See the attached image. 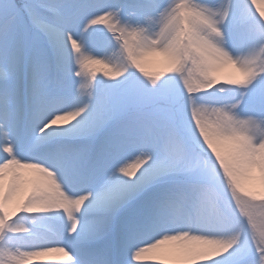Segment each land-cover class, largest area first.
Masks as SVG:
<instances>
[{
    "label": "snow or ice",
    "instance_id": "obj_1",
    "mask_svg": "<svg viewBox=\"0 0 264 264\" xmlns=\"http://www.w3.org/2000/svg\"><path fill=\"white\" fill-rule=\"evenodd\" d=\"M0 264H264V0H0Z\"/></svg>",
    "mask_w": 264,
    "mask_h": 264
},
{
    "label": "bare ground",
    "instance_id": "obj_2",
    "mask_svg": "<svg viewBox=\"0 0 264 264\" xmlns=\"http://www.w3.org/2000/svg\"><path fill=\"white\" fill-rule=\"evenodd\" d=\"M39 259H41V260H58V259H60V254L53 253V254H51L49 256L41 257Z\"/></svg>",
    "mask_w": 264,
    "mask_h": 264
},
{
    "label": "rangeland",
    "instance_id": "obj_3",
    "mask_svg": "<svg viewBox=\"0 0 264 264\" xmlns=\"http://www.w3.org/2000/svg\"><path fill=\"white\" fill-rule=\"evenodd\" d=\"M148 70H149V71H158L159 68H158V66H155V65H149V66H148Z\"/></svg>",
    "mask_w": 264,
    "mask_h": 264
}]
</instances>
